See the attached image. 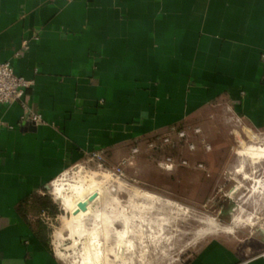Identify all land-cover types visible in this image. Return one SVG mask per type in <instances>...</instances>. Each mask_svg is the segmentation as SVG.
Listing matches in <instances>:
<instances>
[{"label":"crops","instance_id":"0c3cea01","mask_svg":"<svg viewBox=\"0 0 264 264\" xmlns=\"http://www.w3.org/2000/svg\"><path fill=\"white\" fill-rule=\"evenodd\" d=\"M263 51L264 0H0V62L31 81L0 103V264H62L38 200L93 151L221 103L264 129ZM256 249L212 237L183 264H264Z\"/></svg>","mask_w":264,"mask_h":264},{"label":"rangeland","instance_id":"374dc122","mask_svg":"<svg viewBox=\"0 0 264 264\" xmlns=\"http://www.w3.org/2000/svg\"><path fill=\"white\" fill-rule=\"evenodd\" d=\"M247 124L221 103L104 154L101 164L85 159L67 168L44 191L52 206L40 211L51 251L62 264H94V256L88 260L84 254V238L70 235L63 206L52 194L56 184L94 172L102 195L119 197L126 206L134 189L155 195L154 200L134 197L140 203L133 209L134 250L125 255L134 253L128 264H183L212 237L244 250L255 246L253 254H259L264 250V129ZM123 159L127 162L121 165ZM119 166L122 175L115 172ZM103 172L111 176L105 183ZM234 218L239 219L236 224ZM215 222L232 228L210 232ZM100 233L94 234L100 264L120 263L112 252L126 245Z\"/></svg>","mask_w":264,"mask_h":264},{"label":"bare ground","instance_id":"6f19581e","mask_svg":"<svg viewBox=\"0 0 264 264\" xmlns=\"http://www.w3.org/2000/svg\"><path fill=\"white\" fill-rule=\"evenodd\" d=\"M102 175V181L104 183L111 177L108 173L104 172ZM100 183L101 182L96 179V173L86 172L78 174L75 180L56 184L52 188V194L63 206L65 214L62 215V219L65 226L69 229L70 235L82 236L84 238L83 251L88 260H91V257L94 256L92 259L94 264L101 263V260L98 258L97 242L94 238L95 232L99 230L101 232L100 234L103 236L113 235L117 238L119 241L118 243L121 244L120 246L126 245L127 248H118L111 254L115 256V259L120 258V261L118 260L120 263L114 262V264H128L133 260L134 253L133 251L129 256L125 255L127 251L134 250V236L131 235L132 232H134L135 220L133 209L138 208L140 203L138 200L134 201V197L154 200L155 195L146 191L134 189L126 206L121 203L118 199L119 197L103 196ZM119 186L121 185L119 184ZM94 200L101 202L102 205H97L95 203L92 205V201ZM150 202L153 203V201ZM79 203H83L84 206H78ZM125 208H128L129 212L126 211ZM85 216L86 218H92L91 222L87 223L86 221L89 219H86ZM238 220L239 219L234 218L233 224H236ZM210 222L214 223L212 220ZM117 225L121 227L118 228ZM231 228L232 226L226 228L215 222L214 226L210 225L208 227V230H210V232L216 230L230 231ZM58 253L60 254V252ZM87 259L86 261H88Z\"/></svg>","mask_w":264,"mask_h":264},{"label":"built area","instance_id":"2783aa9c","mask_svg":"<svg viewBox=\"0 0 264 264\" xmlns=\"http://www.w3.org/2000/svg\"><path fill=\"white\" fill-rule=\"evenodd\" d=\"M27 46V42H23V47ZM260 60L262 63L264 71V51L260 55ZM31 81L25 79L24 77L16 74L12 65L9 62H0V103L8 104L20 100L29 86ZM25 116L31 118L34 121H39L41 119L40 113L26 112ZM136 149H134L135 151ZM104 151L96 150L93 151L88 157L87 161H97L99 164L103 161ZM127 159H123L121 165L125 164ZM118 175H122V167H117L115 171ZM258 257L264 259V250L257 254Z\"/></svg>","mask_w":264,"mask_h":264},{"label":"trees","instance_id":"16d2710c","mask_svg":"<svg viewBox=\"0 0 264 264\" xmlns=\"http://www.w3.org/2000/svg\"><path fill=\"white\" fill-rule=\"evenodd\" d=\"M39 209L48 208L52 206L50 199L45 195L43 197H39L38 200Z\"/></svg>","mask_w":264,"mask_h":264},{"label":"water","instance_id":"95a60500","mask_svg":"<svg viewBox=\"0 0 264 264\" xmlns=\"http://www.w3.org/2000/svg\"><path fill=\"white\" fill-rule=\"evenodd\" d=\"M46 188L48 189L49 188V185H47ZM78 206L83 207L84 204L83 203H79Z\"/></svg>","mask_w":264,"mask_h":264}]
</instances>
